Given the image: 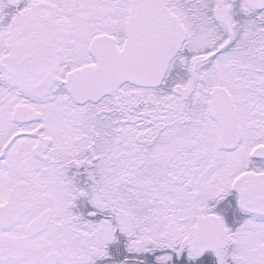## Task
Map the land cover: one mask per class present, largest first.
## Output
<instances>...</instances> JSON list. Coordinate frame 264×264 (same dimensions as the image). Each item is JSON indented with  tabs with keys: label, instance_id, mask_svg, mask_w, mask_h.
<instances>
[{
	"label": "snow or ice",
	"instance_id": "1",
	"mask_svg": "<svg viewBox=\"0 0 264 264\" xmlns=\"http://www.w3.org/2000/svg\"><path fill=\"white\" fill-rule=\"evenodd\" d=\"M0 264H264V0H0Z\"/></svg>",
	"mask_w": 264,
	"mask_h": 264
}]
</instances>
